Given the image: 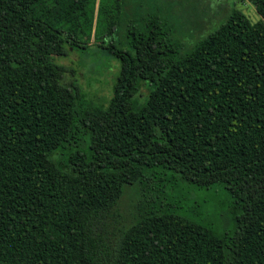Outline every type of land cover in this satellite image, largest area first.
Listing matches in <instances>:
<instances>
[{"label":"trees","instance_id":"1","mask_svg":"<svg viewBox=\"0 0 264 264\" xmlns=\"http://www.w3.org/2000/svg\"><path fill=\"white\" fill-rule=\"evenodd\" d=\"M249 1L257 22L232 9L185 46L127 0L95 18L94 0H0V264H264V0ZM90 43L117 60L105 105L60 61Z\"/></svg>","mask_w":264,"mask_h":264},{"label":"rangeland","instance_id":"2","mask_svg":"<svg viewBox=\"0 0 264 264\" xmlns=\"http://www.w3.org/2000/svg\"><path fill=\"white\" fill-rule=\"evenodd\" d=\"M138 5L147 10L155 9L170 20L176 30L175 36L185 46H191L212 31L232 9L242 12L250 23L259 20L249 0H127L126 7L131 9ZM97 6L98 0H94L93 18L96 17ZM60 61L76 71L71 75L67 73V80L74 79L93 104H106L110 97V83L104 79L110 74L112 63L117 65L112 55L105 53L96 43H90L86 49H75ZM213 198L217 199L214 194Z\"/></svg>","mask_w":264,"mask_h":264}]
</instances>
